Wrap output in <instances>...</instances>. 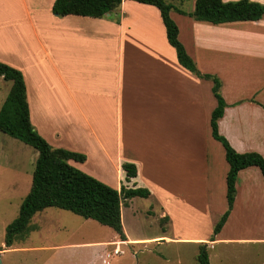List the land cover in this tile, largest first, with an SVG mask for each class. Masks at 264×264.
<instances>
[{
  "label": "crops",
  "instance_id": "1",
  "mask_svg": "<svg viewBox=\"0 0 264 264\" xmlns=\"http://www.w3.org/2000/svg\"><path fill=\"white\" fill-rule=\"evenodd\" d=\"M54 1L49 3L51 9ZM177 1L171 0L175 8ZM250 1L264 5V0ZM42 2L23 0L20 9L12 7L10 0H0V62L23 74L31 124L53 148L87 156L84 163L71 160L74 167L89 175L93 173L84 168L89 161L106 170L115 168L125 177V187L148 189L151 194L146 199L158 198L164 205L160 218L165 227L162 236L150 239H132L123 226L126 241L118 237L41 247L50 254L39 264H92L75 258L60 261L66 253L85 249L102 251L103 264L115 239L118 248L163 239L167 245L191 241L199 250L205 245L207 251L234 246L244 250L247 261L251 245L254 253L249 263L264 264V232L250 223L260 208L264 210V178L258 167L239 172L231 213L211 240L228 207L226 156L225 166L209 159L214 139L211 115L218 101L212 80L197 77L178 62L159 9L123 0L103 18L58 17L50 11L43 15ZM175 10L171 17L187 53L202 74L221 81L227 107L218 121L219 133L237 152H258L264 157V16L257 21L213 24ZM19 152L5 158L22 159L24 153ZM124 163L136 165V178L126 179ZM10 164L16 178L8 182L13 186L23 166ZM135 198L122 206L121 215ZM191 208L207 214L213 230L201 238L175 237L171 227L192 217ZM45 210L32 218L25 239L7 251L30 249L23 246L32 232L51 229L53 218L42 216ZM208 257L210 262L209 252ZM214 258L218 264L219 255Z\"/></svg>",
  "mask_w": 264,
  "mask_h": 264
},
{
  "label": "trees",
  "instance_id": "2",
  "mask_svg": "<svg viewBox=\"0 0 264 264\" xmlns=\"http://www.w3.org/2000/svg\"><path fill=\"white\" fill-rule=\"evenodd\" d=\"M123 0H55L52 12L58 17L76 15L91 18H103L120 7ZM157 7L166 29L169 44L175 49L178 62L199 78L213 81V93L218 101L211 115L212 137L225 149L229 164L227 174L226 212L214 227L213 236L220 233L233 208L236 197V181L240 171L248 167H258L264 178V157L258 152H237L229 141L219 133L218 121L227 107L221 96V81L210 74H202L195 61L189 56L179 40V28L171 17L173 5L166 0H133ZM182 14L184 11L178 10ZM195 20L213 24L257 21L264 16V5L250 0H195V8L189 14ZM0 76L11 82L12 87L0 110V131L38 151V158L32 178L31 188L24 198L18 217L7 226L5 245L10 248L19 237L26 236L32 218L48 208H58L72 212L87 220H94L110 227L121 241H126L122 224L121 208L135 197L148 198L146 188H113L95 177L70 164L73 160L84 163L87 156L62 148H53L33 127L30 109L27 103V89L21 71L0 62ZM264 108V106H263ZM126 179L137 177L138 169L133 163H124ZM199 264H210L205 245L198 255Z\"/></svg>",
  "mask_w": 264,
  "mask_h": 264
},
{
  "label": "rangeland",
  "instance_id": "3",
  "mask_svg": "<svg viewBox=\"0 0 264 264\" xmlns=\"http://www.w3.org/2000/svg\"><path fill=\"white\" fill-rule=\"evenodd\" d=\"M50 1L52 0H43V15H47L49 11L51 15L53 14L49 4ZM166 1L171 3V0ZM194 1L178 0L173 3L176 6V8H173L176 10L182 8L181 11L189 12H185L186 14L183 15L189 16L194 9ZM10 4L12 7L23 8V0H10ZM10 88L11 83L0 78V110L5 103ZM212 140L213 143L210 147L209 159L213 158L218 167L220 165L225 166V151L219 142L218 145L220 148L217 147V141ZM19 151H23L24 153L22 159L14 160L5 158L10 153L15 157V155L17 156L20 153ZM0 154H2L0 155V251L3 252L0 255L1 264H39L42 259L47 258L50 254L47 250H39L41 247L50 248L75 242L109 241L113 238H118V234L110 227L103 226L94 220L84 219L72 212L53 208L51 211L48 209L45 210L42 215L45 216L48 214V216L53 218V224H51L53 226L51 229L49 231H46V229L38 233L32 232L27 243L23 241V244L25 243L23 248L29 247L30 249L7 251L8 248L5 245L6 228L17 218L22 200L31 188L36 163L32 155L35 154L38 156V151L22 141L13 139L9 135H3L0 132ZM10 162H19L23 166V170L13 186H10L8 182L10 178H16L14 177L15 174L10 172ZM95 162L98 163L97 161ZM84 168L85 171L90 170L93 173L90 174L91 176L113 188L125 185V177L122 178L121 174L115 168L106 170L91 161L85 164ZM209 168H211L210 164ZM162 208H164V205L160 203L158 198H135L131 206L124 207L122 220L129 237L132 239H150L155 235L162 236L165 227V220L160 218ZM260 209V213L251 217L252 222L250 223H253L252 225L255 229H261L263 233L264 210L263 208ZM190 212L193 214L192 217H189L184 222L182 221V223L177 222V226L171 227V234L175 237H183V239L186 237L201 238L210 235V231L213 230L210 217L207 214L195 213L192 208ZM24 239L25 235L19 237L14 245H19ZM116 241L115 239L109 250L105 253L102 259L103 264H199L195 259V255L200 251L199 245L191 241H180L174 245L165 244V242H162L164 239L157 243L141 242V244L136 243L135 245L121 244V252L115 255L114 249L119 247ZM251 247L254 246L249 245L247 249L249 251V259H251L250 261L253 260L252 255L254 253L252 250L254 248ZM255 247L258 248V246ZM101 252H90L89 249H85L73 254L66 253L61 257L62 259L60 261L63 262V259L71 261L75 258L77 262L87 260V263L101 264L99 260V254ZM208 252L211 264H217L214 258L215 254H218L220 257L218 264H248L250 262L246 260L244 250L234 246L229 248H221L218 246L216 250L208 249ZM104 261H107V263Z\"/></svg>",
  "mask_w": 264,
  "mask_h": 264
},
{
  "label": "built area",
  "instance_id": "4",
  "mask_svg": "<svg viewBox=\"0 0 264 264\" xmlns=\"http://www.w3.org/2000/svg\"><path fill=\"white\" fill-rule=\"evenodd\" d=\"M120 252H121V249L120 248H115L114 249V254L115 255H118ZM104 262L107 263V261H104Z\"/></svg>",
  "mask_w": 264,
  "mask_h": 264
},
{
  "label": "water",
  "instance_id": "5",
  "mask_svg": "<svg viewBox=\"0 0 264 264\" xmlns=\"http://www.w3.org/2000/svg\"><path fill=\"white\" fill-rule=\"evenodd\" d=\"M1 258V257H0ZM0 264H1V259H0Z\"/></svg>",
  "mask_w": 264,
  "mask_h": 264
}]
</instances>
